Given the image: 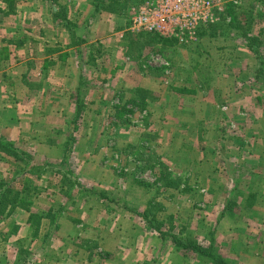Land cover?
<instances>
[{
    "label": "rangeland",
    "instance_id": "obj_1",
    "mask_svg": "<svg viewBox=\"0 0 264 264\" xmlns=\"http://www.w3.org/2000/svg\"><path fill=\"white\" fill-rule=\"evenodd\" d=\"M145 1L75 21L69 0H0V264H264V0H222L213 36L174 41L131 31ZM231 4L244 28L221 23Z\"/></svg>",
    "mask_w": 264,
    "mask_h": 264
},
{
    "label": "built area",
    "instance_id": "obj_2",
    "mask_svg": "<svg viewBox=\"0 0 264 264\" xmlns=\"http://www.w3.org/2000/svg\"><path fill=\"white\" fill-rule=\"evenodd\" d=\"M222 0H146L133 6L131 31L195 39L202 25L217 21Z\"/></svg>",
    "mask_w": 264,
    "mask_h": 264
},
{
    "label": "trees",
    "instance_id": "obj_3",
    "mask_svg": "<svg viewBox=\"0 0 264 264\" xmlns=\"http://www.w3.org/2000/svg\"><path fill=\"white\" fill-rule=\"evenodd\" d=\"M101 1L104 0H96V5L95 6L97 9L99 6H101ZM142 1V0H141ZM121 2V0H111V4H119ZM140 2V1H139ZM103 6V5H102ZM53 13L55 14V16L57 18H60V20L62 21V24L64 26H68L69 29H71V27H73L72 23H70L69 19L63 16V12L61 10H59L56 6H53ZM228 16L230 17L229 20H227ZM250 22V21H249ZM221 23L224 24V26H226L227 28H229V30H232L233 28L236 29H241L243 27V24L240 20V15L238 13H236V10L233 7V4H231L227 9L226 12L223 14V17L221 19ZM251 25V23L248 24V27ZM206 28H200L199 33L200 35H206L209 34L210 36H213V31L211 30V28H215V24L211 23L207 26H205ZM244 28V27H243ZM209 30V33L208 32ZM73 32V31H72ZM244 33H246V29H244ZM150 35L154 36V39H158V40H164V41H174L175 38H171V37H165V36H161L159 34H154V33H149ZM250 40V42L248 43L250 48H254L253 50L257 53L258 52V47L263 48V54L264 55V39H261L259 37H255V36H250L248 37ZM251 41H253V43H251ZM254 44H256L257 47H253ZM258 75H259V70H258ZM76 105L78 107V112H77V118H79L80 113L82 111L83 108V103H84V97L83 94H81V88L78 90V95L76 98ZM12 145L7 142H3L0 140V150H4V151H8L10 153L14 152V150L11 147ZM4 199V193L2 192L0 194V206H2V201ZM183 251L185 252H189V251H195L201 254V256H208L211 257L213 262H218L221 263L222 261V257L215 254V252L213 250H207V248H204L203 246L199 245L198 243H193L192 241L183 243L181 242L180 239H177L176 241H174ZM22 254V253H20ZM23 255V254H22ZM22 256L20 255V259H18L17 264H25L27 262V259L25 257L21 258Z\"/></svg>",
    "mask_w": 264,
    "mask_h": 264
},
{
    "label": "crops",
    "instance_id": "obj_4",
    "mask_svg": "<svg viewBox=\"0 0 264 264\" xmlns=\"http://www.w3.org/2000/svg\"><path fill=\"white\" fill-rule=\"evenodd\" d=\"M53 2V1H52ZM69 2L70 3H73V4H76V6H74V8H73V14H74V20L76 21L77 20V18L78 17H80V16H78V14H81V15H85V16H87V18L89 17H92V15L96 12V0H69ZM52 5V6H51ZM51 5H49L50 6V8L49 9H51V11H49V14H47V15H44L43 16V21L44 22H46L48 25H50V26H53L54 25V22H55V20H57V21H59V22H61V20H60V18H57L56 16H55V14L53 13V6H55V5H53V4H51ZM57 7V6H56ZM58 9H59V7H57ZM68 18V17H67ZM42 19H41V21H42ZM70 19H71V17H70ZM47 25V26H48ZM58 26L59 27H61V24L60 23H58ZM64 26V25H63ZM49 27V26H48ZM120 32H122V31H120ZM117 33V35L119 36V37H121V33ZM124 32V31H123ZM124 37V36H123ZM122 37V38H123ZM45 43V42H44ZM45 46H47V43H45L44 44ZM9 51V56L10 57H13V58H18V56H13V54H15V52L17 51V49H15V50H12V49H10V50H8ZM18 54H21L20 55V57H23V53H20V52H18ZM28 56V55H27ZM33 57H31V56H29V57H26V60H28V61H30L31 59H32ZM33 59H35V58H33ZM45 59H46V57L43 59V61L45 62ZM25 60V61H26ZM51 62L53 63L52 64V66L49 68V69H44L45 70V72L47 73V75H46V78H45V84L44 85H42V86H51V83H52V81H55L56 80V78H54V76H55V74H56V71L57 70H59V69H61V62H60V60H59V56H58V54L57 55H55V57H53L52 59H51ZM19 66V65H18ZM53 67V68H52ZM29 70V67H28V64H27V62H24V64L22 63V65L19 67V72H18V74H16V76H17V80H19L21 83H23V79H24V76L23 75H25L24 73L27 71V70ZM63 69V68H62ZM48 71L50 72V74L51 73H53V75L51 76L50 74H48ZM23 76V77H22ZM60 80H63V79H59V81ZM62 83V82H61ZM81 85H79V87H80ZM79 87H78V89H79ZM45 93V90L42 92V94L41 93H39V94H41V96H43V94ZM37 99H38V97H36ZM33 111H36L35 110V107H34V109H32ZM24 115H27V114H24ZM19 119V118H18ZM33 125V124H32ZM13 128L12 127H8V128H4L3 130H2V133H6V134H11L12 135V137L13 138H15L16 137V132H14V130H12ZM263 129V128H262ZM263 131H264V129H263ZM264 133V132H263ZM18 134H19V132H18ZM245 135H247L248 137H250V136H252V133H251V130L250 129H248L247 131H245ZM8 137V136H7ZM241 139H243V137L241 138ZM256 146H257V144H256ZM232 148H235V149H246V148H249V143H247V142H245V141H242V143H240V145L239 144H233L232 146H231ZM252 149H254L253 147H252ZM246 151V150H245ZM252 153V152H251ZM255 154V153H254ZM254 154L252 153V156H254ZM260 154H262V153H260ZM260 154H258L257 155V157H259V155ZM263 161V160H262ZM235 165L236 164H238V165H245L246 163H240V162H236V163H234ZM256 164H257V166H259L260 167V161H256ZM246 166H248V163L246 164ZM258 167V168H259ZM255 169V168H254ZM257 176H260V175H263L262 173H263V171H262V173H261V170L260 169H257ZM259 173H261V174H259Z\"/></svg>",
    "mask_w": 264,
    "mask_h": 264
}]
</instances>
